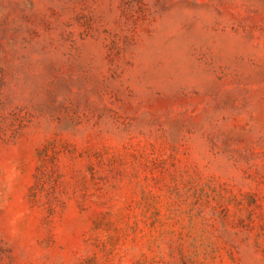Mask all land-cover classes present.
<instances>
[{
	"label": "rangeland",
	"instance_id": "1",
	"mask_svg": "<svg viewBox=\"0 0 264 264\" xmlns=\"http://www.w3.org/2000/svg\"><path fill=\"white\" fill-rule=\"evenodd\" d=\"M0 264H264V0H0Z\"/></svg>",
	"mask_w": 264,
	"mask_h": 264
}]
</instances>
